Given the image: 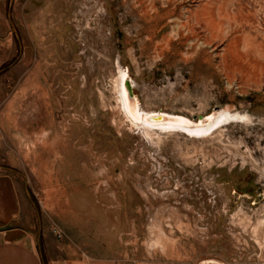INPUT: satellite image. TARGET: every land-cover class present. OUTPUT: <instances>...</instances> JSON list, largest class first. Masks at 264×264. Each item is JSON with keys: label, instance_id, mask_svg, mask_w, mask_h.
I'll return each instance as SVG.
<instances>
[{"label": "rangeland", "instance_id": "rangeland-1", "mask_svg": "<svg viewBox=\"0 0 264 264\" xmlns=\"http://www.w3.org/2000/svg\"><path fill=\"white\" fill-rule=\"evenodd\" d=\"M119 74L142 113L233 117L146 136ZM2 176L57 256L264 264V0H0Z\"/></svg>", "mask_w": 264, "mask_h": 264}, {"label": "crops", "instance_id": "crops-1", "mask_svg": "<svg viewBox=\"0 0 264 264\" xmlns=\"http://www.w3.org/2000/svg\"><path fill=\"white\" fill-rule=\"evenodd\" d=\"M35 208L20 201L7 177H0V264H86L69 255L57 256L49 238L31 224Z\"/></svg>", "mask_w": 264, "mask_h": 264}, {"label": "bare ground", "instance_id": "bare-ground-1", "mask_svg": "<svg viewBox=\"0 0 264 264\" xmlns=\"http://www.w3.org/2000/svg\"><path fill=\"white\" fill-rule=\"evenodd\" d=\"M117 73H118V71H117ZM124 76H125L124 74H121V75L119 74V77L118 76L115 77V78L118 77L117 78L118 83H116V81L114 83V91L117 93L116 98L120 102V104L123 108L121 110H124L126 117L129 118L131 122H133L130 124L131 125H133L135 123L140 124V125L142 124L143 132L145 133L146 136H149L150 132L154 131V130L151 131L152 128H154V127H157L160 131H167V132L171 131V130L172 131L173 130H181L183 127H185L184 130L186 131V133H188L190 135H204L210 130L211 127H213L212 126L213 124L226 122V121L232 119V117H233V115L230 116L229 113H227L226 111H223L220 115L217 114V117L214 119L215 122L212 120L213 123L211 122V117L215 114H212L211 116L207 117L204 122H198L195 124L190 122L188 119H186L184 117L169 116L167 114H162L163 115L162 117H164V118H159L157 120H151V117H153L154 114H145V113L140 112L136 100L134 101L133 106H130V104L127 100V97H126L124 86H123ZM125 115H124V117H125ZM243 119H245V118L243 117ZM210 122H211V125H209L208 127L207 126L204 128L200 127V126L208 125V124H210ZM135 125L133 127H135ZM179 128H181V129H179ZM151 134H153V133H151ZM152 136L154 138V135H152Z\"/></svg>", "mask_w": 264, "mask_h": 264}, {"label": "water", "instance_id": "water-1", "mask_svg": "<svg viewBox=\"0 0 264 264\" xmlns=\"http://www.w3.org/2000/svg\"><path fill=\"white\" fill-rule=\"evenodd\" d=\"M123 86H124V90H125V93H126L127 100L129 102L130 106H133L135 98L133 97V95L131 93V85H130L129 81H127L125 79L124 83H123ZM162 116L163 115L161 113L154 114L153 117H151V120H157L159 118H164ZM198 120H199V122H204L205 121V119H202V118H199Z\"/></svg>", "mask_w": 264, "mask_h": 264}, {"label": "built area", "instance_id": "built-area-1", "mask_svg": "<svg viewBox=\"0 0 264 264\" xmlns=\"http://www.w3.org/2000/svg\"><path fill=\"white\" fill-rule=\"evenodd\" d=\"M54 234H55V236H56L57 238H60V235L57 234V233H55V231H54Z\"/></svg>", "mask_w": 264, "mask_h": 264}]
</instances>
